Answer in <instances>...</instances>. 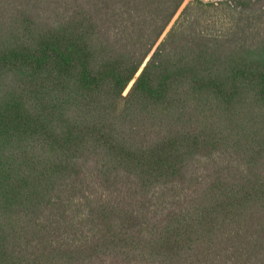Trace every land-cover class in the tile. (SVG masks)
Returning <instances> with one entry per match:
<instances>
[{"label":"trees","instance_id":"trees-1","mask_svg":"<svg viewBox=\"0 0 264 264\" xmlns=\"http://www.w3.org/2000/svg\"><path fill=\"white\" fill-rule=\"evenodd\" d=\"M0 264H264V0H0Z\"/></svg>","mask_w":264,"mask_h":264},{"label":"built area","instance_id":"built-area-1","mask_svg":"<svg viewBox=\"0 0 264 264\" xmlns=\"http://www.w3.org/2000/svg\"><path fill=\"white\" fill-rule=\"evenodd\" d=\"M205 1L217 2V0H205Z\"/></svg>","mask_w":264,"mask_h":264},{"label":"rangeland","instance_id":"rangeland-1","mask_svg":"<svg viewBox=\"0 0 264 264\" xmlns=\"http://www.w3.org/2000/svg\"><path fill=\"white\" fill-rule=\"evenodd\" d=\"M205 1V0H204ZM208 2H211V1H208ZM219 2V0H217V2L216 3H218Z\"/></svg>","mask_w":264,"mask_h":264}]
</instances>
